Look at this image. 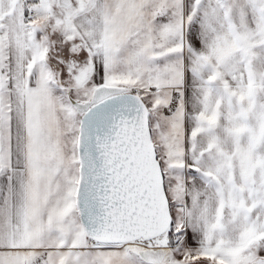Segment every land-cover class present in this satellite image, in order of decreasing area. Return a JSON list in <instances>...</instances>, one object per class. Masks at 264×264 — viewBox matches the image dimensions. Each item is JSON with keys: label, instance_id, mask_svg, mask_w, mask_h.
<instances>
[{"label": "snow or ice", "instance_id": "snow-or-ice-1", "mask_svg": "<svg viewBox=\"0 0 264 264\" xmlns=\"http://www.w3.org/2000/svg\"><path fill=\"white\" fill-rule=\"evenodd\" d=\"M0 264H264V0H0Z\"/></svg>", "mask_w": 264, "mask_h": 264}]
</instances>
